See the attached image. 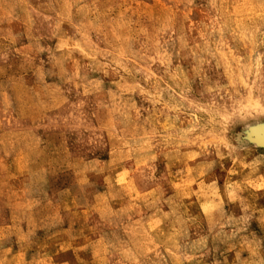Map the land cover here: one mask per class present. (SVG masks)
Masks as SVG:
<instances>
[{
  "label": "rangeland",
  "instance_id": "1",
  "mask_svg": "<svg viewBox=\"0 0 264 264\" xmlns=\"http://www.w3.org/2000/svg\"><path fill=\"white\" fill-rule=\"evenodd\" d=\"M261 124L264 0H0V264H264Z\"/></svg>",
  "mask_w": 264,
  "mask_h": 264
},
{
  "label": "bare ground",
  "instance_id": "2",
  "mask_svg": "<svg viewBox=\"0 0 264 264\" xmlns=\"http://www.w3.org/2000/svg\"><path fill=\"white\" fill-rule=\"evenodd\" d=\"M251 133L255 134V136L257 138L256 141H258L260 144H262V143L264 144V125L263 124H261L258 127L252 129Z\"/></svg>",
  "mask_w": 264,
  "mask_h": 264
}]
</instances>
